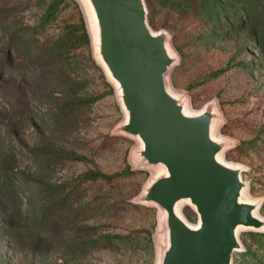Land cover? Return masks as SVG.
Here are the masks:
<instances>
[{"label": "rangeland", "instance_id": "obj_1", "mask_svg": "<svg viewBox=\"0 0 264 264\" xmlns=\"http://www.w3.org/2000/svg\"><path fill=\"white\" fill-rule=\"evenodd\" d=\"M144 2L178 59L170 88L191 112L214 104L223 159L264 218V0ZM86 14L81 0H0V264L156 262L159 212L134 203L156 170L114 134L124 113ZM239 238L232 264H264V232Z\"/></svg>", "mask_w": 264, "mask_h": 264}, {"label": "water", "instance_id": "obj_2", "mask_svg": "<svg viewBox=\"0 0 264 264\" xmlns=\"http://www.w3.org/2000/svg\"><path fill=\"white\" fill-rule=\"evenodd\" d=\"M94 56L115 87L124 120L114 134L135 139L138 167L158 170L134 199L159 212L155 264H232L241 231L264 232L260 200L246 197L244 168L224 161L213 103L191 112L169 86L177 56L154 32L144 0H81ZM184 206L197 216L192 225Z\"/></svg>", "mask_w": 264, "mask_h": 264}, {"label": "bare ground", "instance_id": "obj_3", "mask_svg": "<svg viewBox=\"0 0 264 264\" xmlns=\"http://www.w3.org/2000/svg\"><path fill=\"white\" fill-rule=\"evenodd\" d=\"M158 170H156V172H157ZM247 197V196H246ZM250 199H252V198H250Z\"/></svg>", "mask_w": 264, "mask_h": 264}]
</instances>
